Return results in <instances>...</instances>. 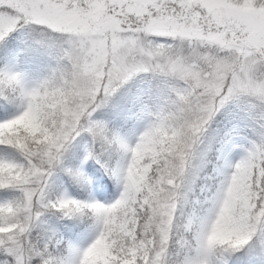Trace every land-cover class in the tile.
Instances as JSON below:
<instances>
[{
    "label": "clouds",
    "instance_id": "clouds-1",
    "mask_svg": "<svg viewBox=\"0 0 264 264\" xmlns=\"http://www.w3.org/2000/svg\"><path fill=\"white\" fill-rule=\"evenodd\" d=\"M202 15L208 16L207 9ZM157 16L175 21L170 31L189 33L175 41L176 49H185L182 54L176 55L172 44L165 48L162 42L153 45L151 39H141L131 29L137 20L124 15L121 23L128 25L121 29L124 42L111 51L105 34L92 28L96 40L89 48L90 58L83 61L86 68L77 61H71V67H58L55 56L41 53L44 63L35 67L22 63L17 69L31 80L50 81L42 95L54 117L74 112L89 92L99 91L101 81L105 87L111 82L117 89L106 108L113 106L117 96L130 101L127 131L100 117L108 126L109 139L96 137L93 141L83 136L74 146L82 155L93 152L91 161L118 191L122 190L109 167L119 166L127 174L130 157L138 156L136 173L142 179L127 192L111 222L113 242L132 250L138 247L145 255L164 252L167 264H182V254L189 246L213 249V264H264V224L255 219L264 212V66L241 76V49L235 45L205 47L201 36L210 30L205 22L188 25L191 16L187 11L183 25L166 10ZM83 27L91 25L85 22ZM143 27L138 23V28ZM28 31V35H20L19 47L25 53L38 52V44L53 35L56 41L79 39L74 32H49L44 22L34 23ZM225 85L229 107L243 122L233 126L235 135L251 141L254 148L251 159L240 153L231 158V167L221 158L225 145L216 148L211 142L218 114L212 107L219 104L216 97ZM18 126L33 127L31 117L25 116ZM245 127L252 133L250 137L244 133ZM113 135H119L121 141L113 140ZM137 146L138 153L133 151ZM229 189L231 197L225 208Z\"/></svg>",
    "mask_w": 264,
    "mask_h": 264
},
{
    "label": "snow or ice",
    "instance_id": "snow-or-ice-1",
    "mask_svg": "<svg viewBox=\"0 0 264 264\" xmlns=\"http://www.w3.org/2000/svg\"><path fill=\"white\" fill-rule=\"evenodd\" d=\"M205 9L207 17L202 15ZM165 10L180 25L185 23L186 11L191 16L188 25L205 22L210 28L201 36L205 47H239L244 60L241 76L264 66V0H0V57L9 58L17 37L28 35L34 23L44 22L49 32H74L79 39L56 41L53 35L38 44L37 51L55 56L58 67H71L70 62L77 61L86 68L83 61L90 58L88 51L96 40L92 28L105 34L111 51L124 42L121 29L128 27L121 23L124 15L137 20L131 29H136L141 39H151L153 45L162 42L165 48L172 44L180 55L185 49H176L175 41L189 33L170 31L175 21L157 16ZM152 16L157 19L151 20ZM85 22L91 27L84 28ZM140 22L143 28H138ZM157 24L165 26L157 28ZM49 86L48 79L31 80L15 65L0 67V264H167L164 252L145 255L138 247L132 250L112 239L111 222L127 192L142 179L136 173L138 156L130 157L127 174L119 166L109 167V174L122 190L111 200L93 194V180L87 171L92 151H86L78 164L68 161L69 151L81 137L109 139L108 126L100 115L117 89L111 82L105 87L101 81L98 92H89L85 103L60 118L45 107L42 94L46 95ZM227 91L225 85L216 97L219 104L212 107L213 113L220 114L229 107ZM25 116L31 117L33 127L18 126ZM235 133L233 127L224 135L221 158L226 167L234 163L232 150H238L245 159H251L254 152L253 143L239 140ZM112 138L121 141L119 135ZM133 151L138 153L139 146ZM61 175L87 188L88 195L78 198L60 189L57 181ZM95 187L110 193L112 185L108 179L97 177ZM230 197L231 189L224 198L225 208ZM52 217L62 223L51 222ZM255 219L264 224V212ZM69 234L75 239H65ZM214 258L211 248L189 246L182 254V264H213Z\"/></svg>",
    "mask_w": 264,
    "mask_h": 264
},
{
    "label": "rangeland",
    "instance_id": "rangeland-1",
    "mask_svg": "<svg viewBox=\"0 0 264 264\" xmlns=\"http://www.w3.org/2000/svg\"><path fill=\"white\" fill-rule=\"evenodd\" d=\"M20 45V36L17 37L16 40V46L12 49V51L9 53V58H2L0 59V67H4L5 65H15L16 67L19 66L22 63H30L33 67L40 65L44 63V57L41 53L31 51L28 53H25V51L19 47ZM116 103L117 106H114L113 104ZM130 101L126 98H123L122 96H117L113 102L112 105L109 108H106L101 112L100 117L104 119H108L115 123L118 126H123V129L127 131L131 126V121H127V112L129 108ZM112 110V111H111ZM238 123H243L240 120L239 115L231 109V107L226 108L224 111H222L220 114H218V117L216 118L215 123L213 124L214 131L212 132L211 136V142L212 144L218 148L220 145L223 144L224 141V135L225 133L229 132L230 129L233 128L234 125H237ZM244 133H246L249 137L252 135V133L245 127L243 128ZM215 148H213V151ZM231 158H238L239 151L238 150H232L230 152ZM82 157V151L79 147H73L68 154V161L70 164H78L80 162V159ZM89 165L91 167L87 169L88 175L92 177L93 180V187L92 191L93 194L97 196L99 199L104 200H111L113 199L116 194L118 193V186L113 184L112 182V188L111 192H107L103 189H97L95 187L96 184V173H98L99 177H105L103 176V170L99 169V165H97L94 161H89ZM99 169V170H98ZM105 179H108L105 177ZM57 186L60 189L67 190L70 192L73 196H76L78 198H85L88 195V189L81 187L78 183H76L74 180H72L71 177H68L66 175H61L60 178L57 181ZM51 222L57 223L59 221L56 220L55 217L51 218ZM91 237L89 236L88 239ZM65 239H75L73 236H65ZM86 242V241H85Z\"/></svg>",
    "mask_w": 264,
    "mask_h": 264
}]
</instances>
